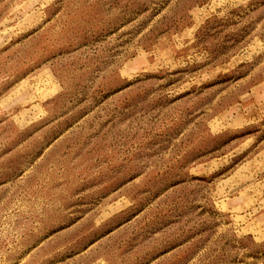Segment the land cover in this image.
<instances>
[{"label": "rangeland", "instance_id": "374dc122", "mask_svg": "<svg viewBox=\"0 0 264 264\" xmlns=\"http://www.w3.org/2000/svg\"><path fill=\"white\" fill-rule=\"evenodd\" d=\"M0 264H264V0H0Z\"/></svg>", "mask_w": 264, "mask_h": 264}]
</instances>
